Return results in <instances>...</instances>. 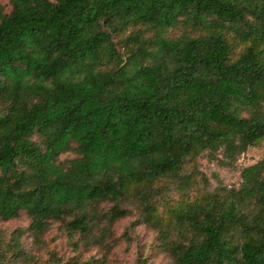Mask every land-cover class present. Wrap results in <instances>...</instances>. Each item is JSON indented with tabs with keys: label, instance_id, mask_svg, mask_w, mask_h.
Returning <instances> with one entry per match:
<instances>
[{
	"label": "trees",
	"instance_id": "16d2710c",
	"mask_svg": "<svg viewBox=\"0 0 264 264\" xmlns=\"http://www.w3.org/2000/svg\"><path fill=\"white\" fill-rule=\"evenodd\" d=\"M9 4L0 7V219L24 210L35 235L53 220L86 235L90 221L125 213L129 189L151 221L154 180L183 183L185 159L220 148L232 161L264 138V0ZM177 25L187 31L170 36ZM239 175L236 188L176 210L177 226H154L171 264H264V155ZM9 247L22 251L16 238Z\"/></svg>",
	"mask_w": 264,
	"mask_h": 264
},
{
	"label": "rangeland",
	"instance_id": "374dc122",
	"mask_svg": "<svg viewBox=\"0 0 264 264\" xmlns=\"http://www.w3.org/2000/svg\"><path fill=\"white\" fill-rule=\"evenodd\" d=\"M0 7L2 11H7L10 8L9 0H0ZM187 28L177 25L168 34L176 36L182 30L187 31ZM115 44L118 51L124 50L125 47L118 41ZM240 46L237 44L235 50ZM71 155L72 152L68 151L60 154L59 158ZM263 155L264 138H260L232 161L222 156L220 148L213 155L202 150L193 158L185 159L179 170V175H184L181 180L183 183L178 178L165 177L152 182L151 185L157 187L158 192L149 201L153 209L151 221L147 222L144 219L143 203L131 199L129 189L119 200L125 213L107 224L103 217L97 223L90 221V232L86 235L68 232L61 220L51 221L44 231L35 235L27 228L28 214L18 210L14 217L0 219V249L7 252L5 263L171 264L169 255L160 243L158 229L154 226H177L174 213L185 203L236 188L241 180L240 167L255 162ZM110 204L108 200L101 201L94 210L100 215L108 211ZM168 235L174 237L173 229H170ZM13 238L18 240L22 250L19 253L9 247Z\"/></svg>",
	"mask_w": 264,
	"mask_h": 264
}]
</instances>
